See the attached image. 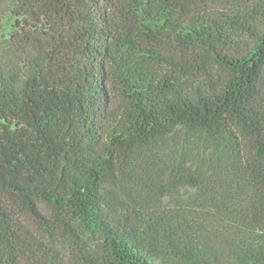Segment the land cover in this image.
<instances>
[{"label": "trees", "instance_id": "16d2710c", "mask_svg": "<svg viewBox=\"0 0 264 264\" xmlns=\"http://www.w3.org/2000/svg\"><path fill=\"white\" fill-rule=\"evenodd\" d=\"M0 0V264H264V0Z\"/></svg>", "mask_w": 264, "mask_h": 264}, {"label": "rangeland", "instance_id": "374dc122", "mask_svg": "<svg viewBox=\"0 0 264 264\" xmlns=\"http://www.w3.org/2000/svg\"><path fill=\"white\" fill-rule=\"evenodd\" d=\"M241 2H252L254 0H239ZM236 2L235 0H220V7H228L230 3ZM16 16L14 14H11L6 9H1L0 11V27L1 32L4 36L9 34L15 25Z\"/></svg>", "mask_w": 264, "mask_h": 264}]
</instances>
